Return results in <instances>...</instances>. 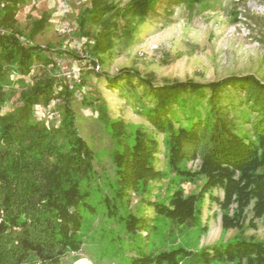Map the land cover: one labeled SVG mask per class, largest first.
Masks as SVG:
<instances>
[{
	"label": "trees",
	"instance_id": "trees-1",
	"mask_svg": "<svg viewBox=\"0 0 264 264\" xmlns=\"http://www.w3.org/2000/svg\"><path fill=\"white\" fill-rule=\"evenodd\" d=\"M29 1L0 0V264H23L31 256L61 264L82 251L101 216L97 232L108 234L106 253L118 252L124 264H181L191 257L202 264H264V241L247 237L243 225L250 207L264 220V82L248 74L207 83H158L152 74L131 68L113 76L96 71L117 38L133 34L164 0H130L117 8L108 0H91L81 28L94 22L100 28L93 42L85 43L86 60L80 63L87 68L79 67L72 81L61 64L75 53L29 42L43 31L45 20L29 34L17 27L16 16ZM86 75L117 91L151 131L112 118L96 87L85 85ZM78 99L98 112L113 141V175L104 167L99 171L96 152L80 133L73 107ZM157 135L163 137V170L156 167ZM196 161L198 174L186 167ZM198 179L204 184L197 193L180 187ZM163 180L179 188L165 202L148 204L170 222L171 233L186 227L205 234L202 209L209 197L224 210V231L239 234L199 251L165 248L158 226L146 223L145 214L132 206L133 198L146 202L152 184ZM219 189L222 201L213 195ZM143 230L156 235L145 249L137 246Z\"/></svg>",
	"mask_w": 264,
	"mask_h": 264
},
{
	"label": "rangeland",
	"instance_id": "rangeland-1",
	"mask_svg": "<svg viewBox=\"0 0 264 264\" xmlns=\"http://www.w3.org/2000/svg\"><path fill=\"white\" fill-rule=\"evenodd\" d=\"M91 0H30L16 16L17 27L29 34L38 20H45L41 33L29 40L31 44L53 45L75 53L77 57L62 61L61 71L67 79L74 81L78 77V68L86 69V42L92 43L100 23L94 22L82 27L84 10L90 7ZM130 0H108L114 8L122 7ZM164 0L158 12L140 23L133 34H123L117 38L112 54L102 56V71L116 75L123 68L138 70L144 75L152 74L158 83L194 80L201 83L213 82L229 76L252 74L264 82V3L262 0H204L203 4L183 2L172 4ZM84 27V26H83ZM81 59H79V58ZM85 85L95 86L103 97L108 113L114 119H123L130 126H141L151 131L152 126L137 114L132 104L127 103L117 91L106 88L92 76H84ZM87 94V93H86ZM89 95V94H88ZM78 114V128L81 135L93 146L98 159L99 171L103 167L113 175L109 153L114 144L98 119V112L76 100L73 105ZM162 141V135H157ZM164 147L158 153L156 167H166ZM192 173L199 172L200 163L190 162L186 165ZM168 180L152 184L147 201L133 198L132 206L140 214H145L146 223L158 226L159 234L167 241L165 248L184 247L187 250H201L219 241H227L239 231H224V210L218 202L205 199L202 211V223L208 230L202 236L198 230L183 227L174 233L168 230L170 222L157 216L149 202H165L172 192L179 188L168 185ZM177 182H175L176 184ZM204 184V179L195 182H183L181 188L186 194L197 193ZM213 195L220 201L224 199L221 189L214 190ZM236 205L230 208L234 215ZM243 221L247 237L264 241V220L256 218L250 207ZM97 222L85 238L80 253L69 254L61 259V264H124L118 252L108 248L107 232L98 233ZM156 238L147 230L137 236V246L145 249L146 243ZM144 237V238H143ZM200 237V238H199ZM135 254V253H134ZM132 254V255H134ZM23 264H45L35 256L29 257ZM181 264H202L191 257ZM217 264V263H216Z\"/></svg>",
	"mask_w": 264,
	"mask_h": 264
},
{
	"label": "built area",
	"instance_id": "built-area-1",
	"mask_svg": "<svg viewBox=\"0 0 264 264\" xmlns=\"http://www.w3.org/2000/svg\"><path fill=\"white\" fill-rule=\"evenodd\" d=\"M95 69H96V71H101L102 70L101 65L100 64H97L96 67H95ZM64 76H66V75H64Z\"/></svg>",
	"mask_w": 264,
	"mask_h": 264
}]
</instances>
